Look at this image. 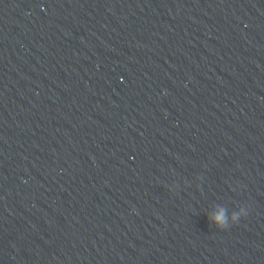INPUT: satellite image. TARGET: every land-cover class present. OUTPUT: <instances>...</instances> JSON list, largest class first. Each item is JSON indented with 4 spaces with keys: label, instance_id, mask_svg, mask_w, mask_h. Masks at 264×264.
Wrapping results in <instances>:
<instances>
[{
    "label": "water",
    "instance_id": "water-1",
    "mask_svg": "<svg viewBox=\"0 0 264 264\" xmlns=\"http://www.w3.org/2000/svg\"><path fill=\"white\" fill-rule=\"evenodd\" d=\"M0 264H264V0H0Z\"/></svg>",
    "mask_w": 264,
    "mask_h": 264
}]
</instances>
